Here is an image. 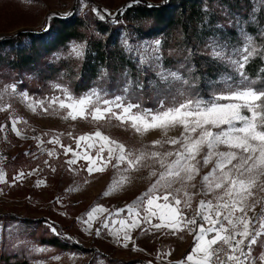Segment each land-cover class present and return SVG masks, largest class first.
<instances>
[{"label":"snow or ice","instance_id":"1","mask_svg":"<svg viewBox=\"0 0 264 264\" xmlns=\"http://www.w3.org/2000/svg\"><path fill=\"white\" fill-rule=\"evenodd\" d=\"M256 3L264 4V0H256ZM82 7H87L84 0ZM92 11L104 19L99 9ZM260 38L264 39V32L260 33ZM159 45L157 40L134 48L125 41V51L136 56L140 65L153 69L160 81L166 85L179 82L187 86L176 95L159 99L155 109L142 108L127 98L132 86L130 81L123 89L125 95L112 98L95 88L76 96L68 88L55 84L52 87L61 95L37 100L26 92L17 93L16 85L12 84L0 89V100L4 94L18 95L32 112L51 110L62 113L64 120L81 119L98 125L116 121L117 126L131 128L141 136L155 130L163 133L164 139L154 140L139 149L127 148L99 127L92 133L75 137V149L61 144L59 136L48 141L59 144L65 154H73L67 161L69 165L76 164L78 159L87 161L89 174L103 172L109 164L116 168L123 166L126 172L159 166V172L150 171V177H156L150 187L115 213L126 212L124 218L110 219L113 213L103 205L91 207L82 220L89 230L94 223H99L127 248L129 242H133L131 233L148 223L157 231L165 229L172 235L187 232L193 236L191 251L175 264H264V252L253 255L254 246L264 247V197L258 195L264 193V75L257 80L245 71L251 59L264 58V44H257L256 38L244 31H241L240 46L231 51L226 45L210 41L209 57L224 63L238 79L231 75L222 77L223 88L208 99L189 91L195 87L194 80L162 66ZM71 54L81 58L83 45L73 44ZM188 71L191 73V69ZM137 87L142 88V85L137 84ZM10 108V104H0V112ZM22 122L26 123L19 117L12 119L11 127L17 135H21L17 125ZM176 128L182 129L180 135L168 137V132ZM3 130L4 126L0 125V131ZM165 144L176 147L169 151L158 150ZM53 154V151L48 152L49 156ZM210 164L211 170L201 179L200 191L204 196L211 195L212 199H201L194 214L188 216L185 210L192 207L197 194L189 189L197 187L194 181L201 168ZM31 174L21 171L13 181ZM127 179L122 176L114 181L110 190H117ZM5 182V173L0 169V183ZM42 183L38 181L37 185ZM109 194V191L104 193ZM258 205L261 206L259 213L255 211ZM153 219L158 222L153 223ZM100 230V227L95 229L97 236ZM51 231L55 233L56 229L52 227ZM30 250L46 251L36 247ZM161 255L167 257L171 252Z\"/></svg>","mask_w":264,"mask_h":264},{"label":"rangeland","instance_id":"2","mask_svg":"<svg viewBox=\"0 0 264 264\" xmlns=\"http://www.w3.org/2000/svg\"><path fill=\"white\" fill-rule=\"evenodd\" d=\"M127 1L129 0H84L87 7H82V0H0V37L24 28L37 29L54 13L67 15L75 9L78 14L86 15L92 11L93 5H98L112 16ZM147 1L157 3L159 0ZM123 37L127 45L134 48L160 41L159 52L162 58L160 38L139 39L134 34L125 33ZM12 84L16 85L17 93L26 92L37 100L52 95H61L54 89L53 93L38 98L29 93L27 89L22 90L16 82H4L0 78V89ZM56 84L68 88L76 96L94 88L102 90L95 86L84 93L76 94L69 85V81ZM107 98L112 97L107 94ZM0 104L11 105L10 109L0 112V125L4 126V130L0 131V169L5 173L6 179L5 183H0V226H2L0 227V247L26 248L32 264H98L101 260L103 264H111L110 259L140 260L135 264H149V262L151 264H174V261L183 259L191 251L193 236L187 232L172 235L168 230L157 231L152 228L151 224L144 223L140 229L131 233L133 242H129L128 247L125 248L121 241L110 235L109 230L102 228L99 223H94L92 229L89 230L82 222L86 218L85 213L94 205H103L108 208L113 213L110 219L124 218L126 212L119 215L115 213L135 201L150 187L156 179V177H150V171L159 172L158 165L126 172L123 166L116 168L109 164L103 172L89 174L86 170L87 161L78 159L76 164L69 165L67 161L73 158V154H65L59 144L48 143L54 136H59L61 144L72 146L75 149V137L92 133L99 127L104 134L124 143L127 148L139 149L144 145H151L154 140L164 139L161 131H150L141 136L131 128L117 126L116 121L107 125H98L81 119L64 120L61 118L62 113L57 114L51 110L44 112L37 109L36 112H32L18 95L4 94ZM17 117L26 121V123L22 122L17 125L21 135H17L11 127L12 119ZM181 131V128L170 130L168 137H178ZM81 144L83 145V142ZM175 147L165 144L163 149L158 150L169 151L174 150ZM49 151H53L54 154L49 156ZM77 151L79 153L81 150ZM211 167V164L202 167L200 175L194 181L197 187L189 189L197 194L193 198L192 207L185 210L188 216L194 214L201 199H212L211 195L204 196L200 191L201 179L211 170ZM21 171L25 174L29 172L32 174L14 182L13 177ZM122 176L128 177L127 181L117 190L111 191L113 182ZM38 181H43V183L38 186ZM105 191H109L110 194L104 195ZM258 195L264 197V193ZM255 211L260 212L261 206L258 205ZM249 215L251 216L252 213ZM6 216L42 219V226L41 228L36 227V234H34L31 229L35 228L36 223L26 224L21 220H12ZM156 222L158 221L153 219V223ZM52 227L56 229L55 233L60 232L61 237L74 245L77 244L80 248L75 251H59L52 246L40 245L36 238L44 231V228L52 232ZM97 227L101 228L99 236L95 234ZM20 241L26 243H18ZM33 247L44 248L46 251H31ZM169 251L170 256L161 255ZM262 252H264V247L260 244L254 246V256H259ZM54 257H60V259L57 260Z\"/></svg>","mask_w":264,"mask_h":264},{"label":"trees","instance_id":"3","mask_svg":"<svg viewBox=\"0 0 264 264\" xmlns=\"http://www.w3.org/2000/svg\"><path fill=\"white\" fill-rule=\"evenodd\" d=\"M131 5V7H128ZM151 5L152 7H149ZM104 19L90 11L80 15L75 9L67 15L54 13L37 29L24 28L0 37V78L16 82L36 97L54 92L52 85L69 81L73 92L84 93L99 87L110 97L125 95L127 82L131 88L127 98L142 108L155 109L159 99L176 95L187 86L176 82L166 85L155 71L139 64L138 59L125 51V34L139 39H161L165 68L179 71L185 79L195 81L189 89L205 99L223 88L221 79L235 73L224 63L213 61L207 45L215 41L227 50L241 44V31L264 44V4L256 0H129L110 16L98 5ZM255 9V11H254ZM83 45V56L76 58L69 48ZM183 66V67H182ZM188 69H191L189 73ZM264 58H253L246 65L247 75L259 79L264 75ZM142 85V88L137 87ZM170 89V91H169ZM26 224L36 223L31 232L41 228L42 219L6 216ZM47 228L38 235L40 245L59 251L80 248ZM26 248L0 247V264H32ZM140 260L110 259L111 264H135Z\"/></svg>","mask_w":264,"mask_h":264},{"label":"crops","instance_id":"4","mask_svg":"<svg viewBox=\"0 0 264 264\" xmlns=\"http://www.w3.org/2000/svg\"><path fill=\"white\" fill-rule=\"evenodd\" d=\"M176 261H174V264H175Z\"/></svg>","mask_w":264,"mask_h":264},{"label":"built area","instance_id":"5","mask_svg":"<svg viewBox=\"0 0 264 264\" xmlns=\"http://www.w3.org/2000/svg\"><path fill=\"white\" fill-rule=\"evenodd\" d=\"M257 213H259V211Z\"/></svg>","mask_w":264,"mask_h":264}]
</instances>
